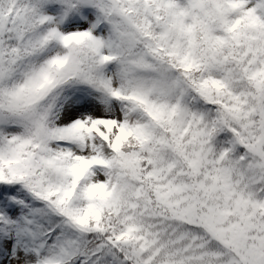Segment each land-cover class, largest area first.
<instances>
[{
	"label": "snow or ice",
	"instance_id": "6c2138e0",
	"mask_svg": "<svg viewBox=\"0 0 264 264\" xmlns=\"http://www.w3.org/2000/svg\"><path fill=\"white\" fill-rule=\"evenodd\" d=\"M0 264H264V0H0Z\"/></svg>",
	"mask_w": 264,
	"mask_h": 264
}]
</instances>
